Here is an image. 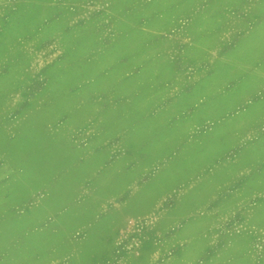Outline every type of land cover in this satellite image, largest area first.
<instances>
[{
    "label": "rangeland",
    "instance_id": "374dc122",
    "mask_svg": "<svg viewBox=\"0 0 264 264\" xmlns=\"http://www.w3.org/2000/svg\"><path fill=\"white\" fill-rule=\"evenodd\" d=\"M261 50L264 0H0V264H202L224 250L264 259V187L225 200L223 227H258L237 248L222 237L221 246L194 235L190 244L188 232L167 242L188 221L202 231V214L220 200L161 199L149 187L167 150L171 165L187 159L199 170L190 181L204 191L200 171L218 147L204 154L196 142L207 125L200 101L174 102L197 99L204 74L236 84L229 107L241 118L228 126L239 141L256 127L253 158L264 163ZM163 116L189 118L176 137L163 128V144L176 145L160 150ZM138 132L145 149L131 144Z\"/></svg>",
    "mask_w": 264,
    "mask_h": 264
},
{
    "label": "crops",
    "instance_id": "0c3cea01",
    "mask_svg": "<svg viewBox=\"0 0 264 264\" xmlns=\"http://www.w3.org/2000/svg\"><path fill=\"white\" fill-rule=\"evenodd\" d=\"M235 50L236 46L228 51L226 55L229 56L233 54ZM260 53H264V50H261ZM221 65H224L223 61H221ZM204 75L205 80L201 83L203 84V87H199L200 94L197 99L193 98V96L189 94H182L174 99V102L176 103H192L200 101L201 106L199 118L202 122L206 121L207 125L201 131V137L196 140V142H198L200 147L203 148L204 154L209 145L212 144L218 147L216 153L208 160L206 166L204 165L203 169L200 171V178L206 182L204 191H197V183L194 184L193 182L196 178L190 181V178L194 177L199 170H194V165L188 163L187 159L180 167H176L175 164L171 165L168 162V159L172 156V154L167 150L164 154L160 156L157 155V157H160L161 160L153 167L151 177L153 182L149 185V187H152V190H155L154 188L156 187L158 189L156 191L158 193L157 196L161 199L175 197L177 199L185 198V200H220L215 207L208 209L206 213L202 214L203 218L201 223L196 226L202 231L195 233L196 228L193 227V222L191 223V221H188L184 225L177 227L175 232L171 234L168 239H166L167 242H173L174 238H177L179 234L182 235L184 232L186 235L188 232V235L193 233L191 235L192 238L187 239L190 241V244L193 243L192 241L194 240V235L196 237L195 241H198L201 246L210 247L222 245L225 247L237 248L247 241L249 243L252 242V239L254 238L252 232L258 227L255 224H248L245 222L242 223L241 221L235 223L233 226L223 227L222 222L225 220V213L223 211L226 208L227 201L236 202V200L239 199L257 196L258 191L256 189H258V186L264 187V163L257 165L256 160L253 158L255 153H260V151L257 150L256 140L258 132L256 127L251 125L247 132V138L243 141H239L238 138L234 137L235 131L232 129L230 130L228 126L231 123H235V120L241 118V111L237 109V106H233L231 108L229 107V105L234 102L232 101L234 95L231 91L235 90L236 84L224 81V79L219 78L218 76H216V78H208L206 77V74ZM228 88L231 89L228 90ZM222 95L225 96L223 100H218L215 104H208L211 97L219 99ZM197 117L198 116H195L196 120ZM188 118L189 117L185 118L183 122L181 119L179 121H173L171 117L166 118V116H163L158 126V129L162 128L161 130H163V133L161 134L163 135V139H159L156 136L154 137V140L157 141V148L162 150L168 149V145H176V134L178 132L183 134L180 126L186 124ZM165 126H175V137L173 139V143L168 140V143L165 142L163 144V142L166 141V133L163 129ZM188 134L186 133L184 135ZM225 134H231V136H233L227 144L224 143ZM214 135L215 137L212 139L211 136ZM137 137L136 142H131V144L138 145V150L145 149L140 145L142 140L140 132L137 133ZM122 140L127 142L125 139ZM186 140L187 139H184V141ZM242 142L244 145L238 148V145ZM174 147L169 149L171 150ZM234 147L237 148V152L234 150ZM184 149L188 150V145H185ZM232 149L234 150L232 151L234 153L230 157L218 158L220 155L224 154L225 151H230ZM243 154H247L250 157L245 158V160L241 159ZM144 163L145 161L137 163L134 168L136 174L142 171V164ZM258 167H261L262 169L258 171ZM258 229H264V226ZM199 234L200 236H198ZM219 239L223 240L222 244L217 243ZM174 242H177V239H175ZM222 252L223 258H218L219 255H207L203 257L202 264H264V259L261 260V258H257L255 253H250L244 258L237 255L232 256V258L229 259L226 257V255L230 253L229 250H224ZM220 259H222V262Z\"/></svg>",
    "mask_w": 264,
    "mask_h": 264
}]
</instances>
